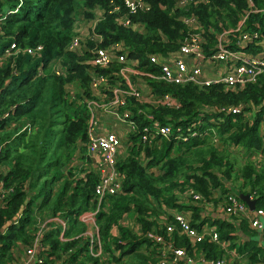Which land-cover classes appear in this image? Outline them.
<instances>
[{
    "label": "trees",
    "instance_id": "16d2710c",
    "mask_svg": "<svg viewBox=\"0 0 264 264\" xmlns=\"http://www.w3.org/2000/svg\"><path fill=\"white\" fill-rule=\"evenodd\" d=\"M142 1L131 10L124 0H0V264H16L17 247L30 245L39 222L52 216L65 220L66 227L62 235L58 224L42 233L43 264H161L173 255L163 257L167 242L185 251L182 259L168 264H204L197 261L200 256L225 258L227 248L247 264H264V232L250 227L246 217H209L200 203L179 201L176 195L193 188L211 199L216 187L224 195L232 192L227 186L236 179L237 191L256 198V210L264 209V158L259 163L250 158L264 150L260 134L264 73L237 90H226L221 83L181 85L144 78L150 91L169 92L180 104L151 105L126 95V105L120 108L132 111L139 128L149 123L141 109L170 123L173 131L178 126L185 129L201 116L202 124L194 128L212 126L219 137L212 141L204 131L186 141L158 137L148 144L140 139L139 130L130 132L122 139L124 152L116 162L123 173V187L115 195L104 196L97 208L94 187L99 177L86 152L92 97L86 60L92 49L121 43L139 68L155 72L158 67L149 55L164 56L179 49L189 30L182 16H195L203 26L208 40L204 50L209 52L216 34L235 27L245 13L242 29L255 31L258 37L239 47L252 54L264 47V11L253 10L264 8V0L184 5L179 0ZM81 14L88 21V31L100 34L102 40L87 36L78 50H72L68 45L79 32ZM123 15L142 28L118 21ZM12 43L15 46L4 56ZM37 46L40 49L34 52L26 50ZM56 63L61 73L54 72ZM119 66L112 61L108 67L97 68L109 72ZM72 84L77 86L73 93ZM239 103L250 104L245 106L249 117L218 110ZM231 143L240 146L241 152L230 149ZM173 209L189 210L194 228L215 226L220 239L228 241L227 247L207 238L192 242L178 229L168 231L167 225L175 223ZM83 211H95L102 259L88 251L87 224L79 218ZM126 215L137 230L126 224ZM161 216L166 217L164 221ZM149 232L160 235L163 242L151 239Z\"/></svg>",
    "mask_w": 264,
    "mask_h": 264
},
{
    "label": "built area",
    "instance_id": "2783aa9c",
    "mask_svg": "<svg viewBox=\"0 0 264 264\" xmlns=\"http://www.w3.org/2000/svg\"><path fill=\"white\" fill-rule=\"evenodd\" d=\"M199 1L205 2L206 0H179V4L184 5L186 2L196 3ZM124 2L131 10H134L135 3H143L142 0H124ZM114 10L118 11V6ZM253 10L264 11V8H253ZM246 14L247 13L239 19L235 27L224 29L216 34V41L210 46L209 52L204 50V45L208 43V40L206 39L203 26L195 16H182L189 30L186 32L179 49L173 52V55L169 58L168 55L163 56L155 53L149 55L150 61L155 63L158 67V70L155 72L143 68L141 69L137 65H130L131 59L127 55L126 47L121 43L117 42L108 46L96 47L91 50V56L86 60L89 65L86 71L90 77L89 86L92 95L88 100L90 116L88 121L86 152L92 165L94 164L93 168L99 177L94 187L97 208L100 207V202L104 196L115 195L123 187V173H121L116 166L123 139V137L121 139V135L127 136L130 132L139 130L140 139L148 144H153L158 137L186 141L193 135H203L205 131L208 133L209 137H211L212 141H217L219 136L216 128L212 126L202 130L194 128L196 125L202 124L203 121L201 116L193 120L185 129H183L182 126H178L176 130L173 131L170 123L161 122L153 118L151 114L140 109L139 111H143L142 114L148 117L149 123L139 128L137 121L133 118L132 111L126 108L121 109L120 106L126 105V95L133 96L138 100L148 101L150 103L153 102L154 105L179 106L180 103L174 105L176 97L171 93H153L148 86L149 96L147 98L144 97L141 80L137 79V76L141 75H146L151 79L153 78L181 85L194 83L199 86H205L212 83H221L222 87L226 90H237L249 82L256 81L257 77L261 73H264V47L254 54L239 47L258 37L257 32H249L242 29L241 25L243 24ZM98 19L99 15L95 18L93 23L91 22L92 29L90 31L94 30V23ZM118 21L137 28L139 24L141 28L143 26L141 23L133 24L124 15L119 16ZM233 32H236L237 35L234 39H231L229 34ZM87 36L94 38L96 41L102 40L100 34L92 33L88 30L83 31L79 28V32L75 34L69 42V49L78 50L81 41H84V38ZM233 44L236 48L231 47ZM14 46V43L10 44L9 48L4 50L3 55L8 56ZM39 49L40 46H37L35 49L26 48L28 52H34ZM112 61L120 64L117 71L110 70L109 72H102L98 70L97 67H108ZM212 61H223L227 66L222 73L217 72L212 75H207L203 70V65H205L206 62ZM54 72L61 73V69L57 63L55 64ZM122 83L126 84V86H122ZM112 84H115L117 87L112 88ZM249 105V103H239L227 107L220 106L218 110L232 113L240 112L248 116L245 106ZM96 110L99 112L96 113ZM101 113L107 115L108 121L103 122L100 120L99 114ZM117 126L125 128V133L123 131L119 133ZM230 149H238L241 152L240 146L233 143L230 144ZM250 158L254 159L255 162H262L264 150L253 153ZM183 194L188 200L212 204L210 199H206L200 192L195 191L193 188L183 191ZM220 202L224 206L225 214L237 217L244 216L248 218L250 225L260 234L264 232V209H249L247 204L234 192H228L223 195ZM94 212L95 211H83L79 214V218L85 223L90 224L85 231V236L89 241V253L102 259L103 248L98 233V226L95 223ZM172 216L174 217L175 223L167 225L168 231L178 229L180 233L185 234L192 242H198L207 238L209 241L221 246L225 244V242L220 239L215 226L204 224L200 229L194 228L190 224L189 217L183 210L173 209ZM165 218V216H161V220L164 221ZM56 224L61 227L62 235L66 227V221L60 217L52 216L39 222L37 229L34 230L35 234L31 240V244L22 249L20 245L17 247V256L19 259L15 263L43 264V258L40 255L42 233ZM89 227L91 228L90 230H88ZM147 235L151 239L163 242L161 236L157 233L149 232ZM165 246L166 247H163V257L168 258L169 252H172L173 255L170 259L161 261V264L173 263L184 257L185 251L183 248L173 247L170 242H167ZM187 261H190V259L187 258L186 262ZM197 261L204 264H229L225 258L206 259L200 256ZM191 262L192 261L187 264H191Z\"/></svg>",
    "mask_w": 264,
    "mask_h": 264
},
{
    "label": "crops",
    "instance_id": "0c3cea01",
    "mask_svg": "<svg viewBox=\"0 0 264 264\" xmlns=\"http://www.w3.org/2000/svg\"><path fill=\"white\" fill-rule=\"evenodd\" d=\"M85 21V20H84ZM87 27H88V25L87 26H85V27H78V28H80V29H82L83 31H87L88 29H87ZM168 55V58L169 57H171L172 55H173V52H170V53H168L167 54ZM131 61V63H130V65H132V66H138V62L136 61V60H130ZM226 63L225 62H223V61H212V62H206L205 63V65H203V70L206 72V74L207 75H212V74H215V73H217V72H221L222 73V71H224L225 70V68H226ZM139 67V66H138ZM132 68H134V67H132ZM150 78V77H148V76H146V75H141V76H137V79L139 80H141V84H142V86H143V88H145L147 91H148V89H147V85H146V82H145V80H144V78ZM153 79V78H152ZM122 86H126V84H124V83H122ZM71 92V91H70ZM149 96V95H148ZM147 96V97H148ZM146 97V98H147ZM144 103H146V104H151L152 105V103H150V102H148V101H143ZM177 103H179L178 102V100H177V98H176V102L174 103V105H176ZM154 104V103H153ZM202 108H204V107H202ZM247 117H249L250 116V114L249 113H247ZM99 118H100V120L101 121H103V122H106V121H108V117H107V115H105V113H101V114H99ZM119 128H122L121 126H117V130H118V132L119 133H121V129H119ZM260 134L262 135V137L264 136V118L262 119V121H261V123H260ZM122 152H124V148H121L120 149V154L122 153ZM238 157V159L241 161V160H243V157L242 156H237ZM90 160V159H89ZM93 166H94V164H93ZM92 166V167H93ZM236 170H237V168H235ZM232 183H235V184H237L238 183V180H236V179H233V181L231 182V184ZM231 184H230V186H227V187H231ZM225 185H228L227 183H225ZM229 191H232L231 190V188H229ZM212 198L210 199L211 201H212V204H205V203H200V205L202 206V213L204 214V215H207V216H209V217H215V216H224L225 218H229V219H231L232 217H234V216H231V215H228V214H225V211H224V206L222 205V203L220 202L222 199V197H223V195L224 194H222L221 193V189L219 188V187H216V188H214L213 189V191H212ZM176 195H177V198H178V200L179 201H183V200H185V199H187L186 198V196L183 194V192H176ZM221 196V197H220ZM252 197V196H251ZM219 198V199H218ZM217 199V200H216ZM188 200V199H187ZM255 209V208H254ZM169 212L171 211V210H168ZM184 212H185V214L189 217V219H191V213H190V211L189 210H183ZM254 212V211H253ZM131 219V218H130ZM247 220H248V218H247ZM131 221H132V219H131ZM132 223H133V221H132ZM248 224H249V226L250 227H252L251 225H250V223H249V220H248ZM253 228V227H252ZM254 229V228H253ZM261 236V235H260ZM259 236V237H260ZM227 245H228V241L226 242L225 241V244L223 245V247H227ZM226 254H227V256L229 257L230 256V254H232L235 258H241V260H243L244 262H243V264H245V263H247L246 261H245V259H243L236 251H234L233 249H228L227 248V251H226Z\"/></svg>",
    "mask_w": 264,
    "mask_h": 264
},
{
    "label": "rangeland",
    "instance_id": "374dc122",
    "mask_svg": "<svg viewBox=\"0 0 264 264\" xmlns=\"http://www.w3.org/2000/svg\"><path fill=\"white\" fill-rule=\"evenodd\" d=\"M77 21H78V23H80V24H77V27H85V26H87L88 24H86V22H88V21H84L83 20V15L81 14V15H79V17H77ZM111 87L112 88H115V87H117V86H115V84H112L111 85ZM69 90L71 91V93H73L74 91H76L77 90V86L75 85V84H72L71 86H69ZM78 92V91H77ZM76 92V93H77ZM143 96L144 97H147L149 94H148V91L145 89V88H143ZM138 100V99H137ZM139 102H143V100H138ZM119 129H121L124 133H125V128H119ZM121 131V132H122ZM122 137H123V141L125 140V137L126 136H123V135H121V139H122ZM122 141V142H123ZM238 158V157H237ZM235 159L234 160V167L235 168H237V166L239 165V163H240V161L238 160V159ZM2 167H3V165L1 164V166H0V171L2 170ZM237 187H238V183L237 184H235V183H232L231 184V190H232V192H234L235 194H239V192L237 191ZM185 200H187V199H185ZM184 200V201H185ZM183 201V202H184ZM187 201H191V200H187ZM124 219L126 220L125 222H126V224H128L129 226H132L133 227V225H134V228L136 229L137 228V225L136 224H133L132 223V221H131V219H130V217H128L127 215L126 216H124ZM40 222H42V221H40ZM87 224V227H88V225H90V224H88V223H86ZM91 228L89 227L88 228V230H90ZM137 230V229H136ZM225 259L228 261V263L229 264H243V260H241V258H235L232 254H230V256L228 257L227 255L225 256ZM245 264H247V263H245Z\"/></svg>",
    "mask_w": 264,
    "mask_h": 264
},
{
    "label": "water",
    "instance_id": "95a60500",
    "mask_svg": "<svg viewBox=\"0 0 264 264\" xmlns=\"http://www.w3.org/2000/svg\"><path fill=\"white\" fill-rule=\"evenodd\" d=\"M238 196L247 204L249 209L255 208L256 198L251 197L249 193L240 192ZM259 238L262 240L261 236Z\"/></svg>",
    "mask_w": 264,
    "mask_h": 264
}]
</instances>
